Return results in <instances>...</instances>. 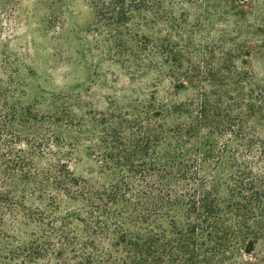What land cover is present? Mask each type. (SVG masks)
<instances>
[{"label": "trees", "instance_id": "obj_1", "mask_svg": "<svg viewBox=\"0 0 264 264\" xmlns=\"http://www.w3.org/2000/svg\"><path fill=\"white\" fill-rule=\"evenodd\" d=\"M188 2L91 0L116 58L170 85L89 120L88 176L0 145V264H264V88L236 29L206 40L219 1Z\"/></svg>", "mask_w": 264, "mask_h": 264}, {"label": "rangeland", "instance_id": "obj_2", "mask_svg": "<svg viewBox=\"0 0 264 264\" xmlns=\"http://www.w3.org/2000/svg\"><path fill=\"white\" fill-rule=\"evenodd\" d=\"M195 1L185 7L194 8ZM218 1L206 40L219 47L220 32L236 29L246 40L256 88H264V0ZM99 17L91 0H0V145L28 151L40 168L65 158L72 172L88 176L100 158L91 151L99 134L89 120L131 93H157L170 85L160 84L155 71L129 70V61L116 58L105 39L111 17ZM205 36L195 41L204 43ZM5 122L12 125L3 127ZM257 133L264 137L262 129ZM46 136L51 146L43 143ZM49 150L54 155L42 156ZM259 150L254 144L247 157L254 159Z\"/></svg>", "mask_w": 264, "mask_h": 264}]
</instances>
